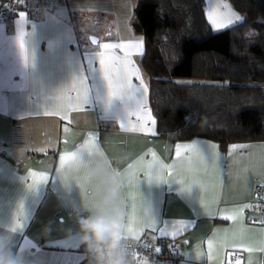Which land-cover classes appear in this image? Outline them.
<instances>
[{
  "label": "crops",
  "instance_id": "1",
  "mask_svg": "<svg viewBox=\"0 0 264 264\" xmlns=\"http://www.w3.org/2000/svg\"><path fill=\"white\" fill-rule=\"evenodd\" d=\"M135 2L43 0L42 14L27 16V24L17 23L18 16L0 21V234L11 236L30 264H89L77 217L116 208L122 223L134 228L155 216L157 231L145 228L140 238L174 239L181 255L177 264H230L231 250L244 252L240 264H263L264 227L250 224L247 210L264 186V142L222 151L208 139L171 143L157 136L141 66L144 44L132 28ZM211 9L234 12L224 0H207L208 19ZM91 35L99 38L95 46ZM128 42H142V54L131 59L146 90L142 96L129 90L119 112L145 106V127L136 131L105 118L100 103L68 107L75 103L82 50ZM90 136L96 141L92 155L62 165L61 157L80 154ZM180 145L192 147L177 156ZM113 171H119L122 186L112 205L104 206L102 180ZM32 173L48 182L37 189ZM223 216L233 218H217ZM19 222L24 229L13 232ZM176 225L182 230L175 236L161 235ZM124 230L128 240H137Z\"/></svg>",
  "mask_w": 264,
  "mask_h": 264
},
{
  "label": "trees",
  "instance_id": "2",
  "mask_svg": "<svg viewBox=\"0 0 264 264\" xmlns=\"http://www.w3.org/2000/svg\"><path fill=\"white\" fill-rule=\"evenodd\" d=\"M224 1L244 17L218 31L207 0L134 4L132 28L144 44L141 66L159 138L208 139L222 151L264 142V0Z\"/></svg>",
  "mask_w": 264,
  "mask_h": 264
},
{
  "label": "snow or ice",
  "instance_id": "3",
  "mask_svg": "<svg viewBox=\"0 0 264 264\" xmlns=\"http://www.w3.org/2000/svg\"><path fill=\"white\" fill-rule=\"evenodd\" d=\"M21 3L24 0H20ZM228 8L227 5H224ZM19 20L17 23L23 22L27 24V13L19 12ZM241 17L238 14L232 12L230 9L227 12L213 11L209 13V20L216 29L224 28L231 25L235 21H239ZM92 44H97L95 38L92 39ZM142 42H128V43H103L99 45L97 51H89L87 48L82 50L83 63L79 64L77 72L78 87H74L75 103H70L68 107L81 108L85 105L91 106L93 103H100L105 118L118 119L122 128L127 127L128 130L136 131L143 130L145 127V119L148 118V113L144 110L145 106L141 103L139 109L136 111L119 112V104L124 101L128 94V91L134 89L136 92L143 95L146 90L144 88L143 80L139 77V70L135 65V62L131 59L133 55L142 54L140 48ZM24 47L23 40H21V48ZM115 50H120L117 53ZM25 64L27 65V54L25 53ZM119 65V68L117 66ZM133 77L140 79L139 85L132 83ZM67 115V109H62ZM150 123L154 121L149 120ZM67 131V128L65 129ZM95 139L91 138L90 141H86L82 146L81 153H74L71 156L61 157V164L63 165L65 160L79 159L80 155L85 157L91 156V147L95 144ZM191 145H180L177 147V156L180 155L181 149L191 150ZM155 157V154H152ZM159 167V164L156 165ZM33 183L39 189L40 185L46 184L47 178L43 175L37 177L35 173H32ZM103 185H108V179L102 180ZM31 187V186H30ZM222 219H232V216L217 217ZM127 230L130 236L135 239L140 238V234L145 228L157 231V219L153 216L151 219L138 223L134 228L130 225H122ZM25 224L23 222L16 223L12 227V231L23 230ZM187 227V225H185ZM182 229L178 225L174 226V231L170 233L162 232L161 235L175 236L177 231ZM211 246L213 241H208ZM160 251L159 248L156 249ZM23 252V249H21ZM227 264V261L225 262ZM235 264H240L239 259L235 260Z\"/></svg>",
  "mask_w": 264,
  "mask_h": 264
},
{
  "label": "clouds",
  "instance_id": "4",
  "mask_svg": "<svg viewBox=\"0 0 264 264\" xmlns=\"http://www.w3.org/2000/svg\"><path fill=\"white\" fill-rule=\"evenodd\" d=\"M121 186L119 171L109 173L108 185L101 194L102 205H112ZM122 220L123 214L116 208L110 214L96 212L77 217V234L89 264H132ZM0 264H30L9 235L0 234Z\"/></svg>",
  "mask_w": 264,
  "mask_h": 264
},
{
  "label": "built area",
  "instance_id": "5",
  "mask_svg": "<svg viewBox=\"0 0 264 264\" xmlns=\"http://www.w3.org/2000/svg\"><path fill=\"white\" fill-rule=\"evenodd\" d=\"M19 12L27 13L29 18H37L43 12V0H0V21L6 22L18 16ZM247 221L250 224L264 227V186L257 188L255 198L247 210ZM132 264H177L181 259L178 243L173 239L159 238L156 241L142 237L137 240H127ZM160 251L157 252L156 249ZM245 254L239 250L229 252V263L235 260L243 261ZM264 264V254H263Z\"/></svg>",
  "mask_w": 264,
  "mask_h": 264
},
{
  "label": "rangeland",
  "instance_id": "6",
  "mask_svg": "<svg viewBox=\"0 0 264 264\" xmlns=\"http://www.w3.org/2000/svg\"><path fill=\"white\" fill-rule=\"evenodd\" d=\"M226 2V1H225ZM227 3V2H226ZM228 4V3H227ZM229 5V4H228ZM230 6V5H229ZM217 11H218V9H216ZM232 10L234 11V12H236L233 8H232ZM214 10H209V13L210 12H213ZM206 12H207V7H206ZM238 13V12H237ZM242 18L244 17L242 14H239ZM208 21H209V19H208ZM209 23H210V21H209ZM210 25L212 26V28L215 30V31H218V30H222V29H225V28H228L229 27V25L228 26H226V27H224V28H221V29H216L214 26H213V24L212 23H210ZM231 26V25H230ZM183 81H187V80H183Z\"/></svg>",
  "mask_w": 264,
  "mask_h": 264
},
{
  "label": "water",
  "instance_id": "7",
  "mask_svg": "<svg viewBox=\"0 0 264 264\" xmlns=\"http://www.w3.org/2000/svg\"><path fill=\"white\" fill-rule=\"evenodd\" d=\"M93 38H95L96 39V41H97V44H98V41H99V38L97 37V36H95V35H91L90 37H89V40H90V43L92 44V39ZM97 44H95V45H97ZM93 46H95L94 44H92Z\"/></svg>",
  "mask_w": 264,
  "mask_h": 264
}]
</instances>
